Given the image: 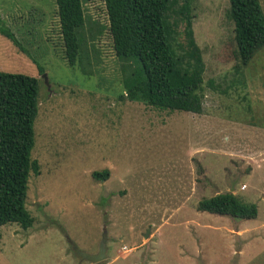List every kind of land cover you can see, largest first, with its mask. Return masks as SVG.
<instances>
[{"label":"rangeland","instance_id":"rangeland-1","mask_svg":"<svg viewBox=\"0 0 264 264\" xmlns=\"http://www.w3.org/2000/svg\"><path fill=\"white\" fill-rule=\"evenodd\" d=\"M83 8L94 51L69 66L54 0H0L29 54L0 34V71L38 79L39 166L25 199L33 223L0 227V264H264V46L237 68L228 0H190L202 111L162 110L124 96L104 2ZM224 192L256 217L198 210ZM103 231L106 258L80 260L73 245L95 254Z\"/></svg>","mask_w":264,"mask_h":264},{"label":"trees","instance_id":"trees-1","mask_svg":"<svg viewBox=\"0 0 264 264\" xmlns=\"http://www.w3.org/2000/svg\"><path fill=\"white\" fill-rule=\"evenodd\" d=\"M64 54L69 66L88 59L95 35H86L85 0H54ZM115 55L123 61L124 96L131 101L170 111H202L203 59L192 30L190 0H103ZM238 65L246 66L264 46V13L259 0H228ZM183 22V41L178 23ZM103 28V27H102ZM100 28V29H102ZM0 34L28 54L0 14ZM36 62V60H33ZM87 64V63H86ZM87 66H82L86 71ZM40 73L43 68L38 66ZM38 111V79L23 73L0 71V227L15 223L31 227L25 206L30 172L39 174L30 151L33 122ZM105 180L107 170L96 173ZM198 210L234 218L252 219L254 203H243L231 192L198 202Z\"/></svg>","mask_w":264,"mask_h":264},{"label":"water","instance_id":"water-1","mask_svg":"<svg viewBox=\"0 0 264 264\" xmlns=\"http://www.w3.org/2000/svg\"><path fill=\"white\" fill-rule=\"evenodd\" d=\"M234 189V182L232 183V187L230 189V191H232ZM148 234L147 233L144 235V237H146ZM106 232L103 231L102 236H101V240L98 244V250L95 254H88L85 253L83 251L78 250L74 245H73V251L75 253V255L80 259V260H86L89 262H99L103 259L106 258Z\"/></svg>","mask_w":264,"mask_h":264},{"label":"built area","instance_id":"built-area-1","mask_svg":"<svg viewBox=\"0 0 264 264\" xmlns=\"http://www.w3.org/2000/svg\"><path fill=\"white\" fill-rule=\"evenodd\" d=\"M242 188H243V186H242Z\"/></svg>","mask_w":264,"mask_h":264}]
</instances>
